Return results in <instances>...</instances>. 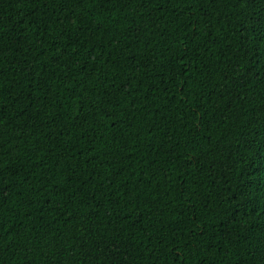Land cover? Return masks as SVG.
<instances>
[{
	"label": "trees",
	"instance_id": "obj_1",
	"mask_svg": "<svg viewBox=\"0 0 264 264\" xmlns=\"http://www.w3.org/2000/svg\"><path fill=\"white\" fill-rule=\"evenodd\" d=\"M0 264H264V0H0Z\"/></svg>",
	"mask_w": 264,
	"mask_h": 264
}]
</instances>
